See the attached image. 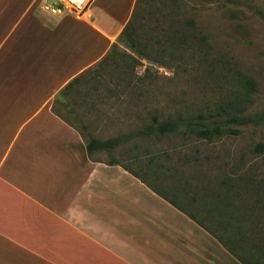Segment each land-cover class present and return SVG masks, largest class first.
Listing matches in <instances>:
<instances>
[{
	"label": "crops",
	"instance_id": "obj_1",
	"mask_svg": "<svg viewBox=\"0 0 264 264\" xmlns=\"http://www.w3.org/2000/svg\"><path fill=\"white\" fill-rule=\"evenodd\" d=\"M136 3L93 0L77 18L0 0V264H264L253 207L88 150L110 96L93 76L64 90L107 57Z\"/></svg>",
	"mask_w": 264,
	"mask_h": 264
},
{
	"label": "rangeland",
	"instance_id": "obj_2",
	"mask_svg": "<svg viewBox=\"0 0 264 264\" xmlns=\"http://www.w3.org/2000/svg\"><path fill=\"white\" fill-rule=\"evenodd\" d=\"M183 1L178 12L183 28L208 36V49L147 43L159 62L144 60L136 77L126 79L129 87L119 73H110L117 88L103 106L96 101L108 117L93 119L86 138L135 135L96 157L122 162L142 176H156L160 186L173 183L198 197L224 194L230 203L253 207L264 221V150L257 149L264 147V0ZM154 116L179 126L136 136ZM235 117L247 123H236ZM213 121L226 131L221 138L208 141L190 130L191 123Z\"/></svg>",
	"mask_w": 264,
	"mask_h": 264
},
{
	"label": "trees",
	"instance_id": "obj_3",
	"mask_svg": "<svg viewBox=\"0 0 264 264\" xmlns=\"http://www.w3.org/2000/svg\"><path fill=\"white\" fill-rule=\"evenodd\" d=\"M183 3L184 1L182 2V0H160L159 5L154 6V0H137L132 19L120 35L118 42L113 45L107 57L86 72V75L80 76L66 87L64 92L73 84L80 82L81 79L93 76L95 82L94 92L98 96L108 97L117 88V85H113V79L109 78V76H112L111 72L119 73V81L127 83V87H129L131 81L126 79L136 77V67L142 65L144 60H148L154 65L159 62L158 59L151 58L148 52L149 46H147V43L152 41H157L159 45L166 44L165 46L168 48L190 46L195 50L202 47H207L208 49V36L203 35L199 30L197 32L195 30L187 32L183 28V22L178 14ZM192 25L187 26L191 28ZM102 87L106 88L105 93L102 92ZM153 120V124L137 132L136 136L146 137L156 132L159 134L174 132L179 126V123L175 122H161L156 116H154ZM233 121L240 124L247 123V119L241 117H235ZM190 130L208 141H212L214 137L221 138L226 133L219 121L201 124L191 123ZM132 136L135 135H128L124 138L109 141L91 139L88 141V150L91 151L92 147L96 150L102 148L110 150L120 143L121 140ZM257 149L264 150V147L258 145ZM254 233L257 237H264V227L254 229Z\"/></svg>",
	"mask_w": 264,
	"mask_h": 264
},
{
	"label": "built area",
	"instance_id": "obj_4",
	"mask_svg": "<svg viewBox=\"0 0 264 264\" xmlns=\"http://www.w3.org/2000/svg\"><path fill=\"white\" fill-rule=\"evenodd\" d=\"M93 0H43V10L50 15H73L77 18L84 17Z\"/></svg>",
	"mask_w": 264,
	"mask_h": 264
}]
</instances>
